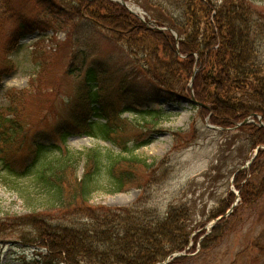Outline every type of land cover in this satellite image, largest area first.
Listing matches in <instances>:
<instances>
[{
	"label": "trees",
	"instance_id": "1",
	"mask_svg": "<svg viewBox=\"0 0 264 264\" xmlns=\"http://www.w3.org/2000/svg\"><path fill=\"white\" fill-rule=\"evenodd\" d=\"M34 1L44 13L42 18L35 25L24 24L10 39L7 52H16L20 39L35 31L71 27V33L78 36L92 25L125 44L141 74L173 101L191 98L188 84L197 68L195 99L209 107H196L201 118L209 117L212 125L222 128L220 134L236 131L225 138L226 151L235 149L223 157L218 154L219 163L208 178L223 174L222 178L239 190L241 203L226 217L236 201L228 189L202 223L197 222L196 201L171 205L163 214L150 207V191L168 180L173 171L172 152L162 161L136 152L163 131L158 126L167 114L150 106L161 97L142 94L126 77L114 91L107 81L98 80L99 73L89 71L67 103L68 116L55 134L37 137L31 160L23 169L4 155L25 128L16 120L17 109L10 107L6 114L0 113V182L29 209L27 215L13 218L16 221L11 226L19 230L21 242L38 248L36 256L42 264H161L175 252L191 254L217 246L240 208L252 206L264 196V150L243 169L249 154L264 146V126L255 118V123L237 127L255 114L264 123V16L253 7L254 0H174L173 6L169 5L172 11L162 9V0H146L142 7L157 26L175 30L179 42L170 31L149 27L111 0ZM176 11L178 15H174ZM84 62L85 58L78 68L73 63L68 73L80 74ZM7 71L13 74L15 70L10 66ZM136 104L147 108L138 111ZM124 113L140 119L128 123L120 119ZM205 130L216 131L207 126ZM186 134H172L173 150L188 145L191 140L187 141ZM71 135L101 139L118 151L103 146L71 149L67 146ZM54 136L60 142H53ZM131 187L138 188L141 197L129 207L90 204L97 192L114 195ZM219 217L223 218L208 233L209 222ZM7 227L0 232H7ZM188 259L180 257L170 264H185Z\"/></svg>",
	"mask_w": 264,
	"mask_h": 264
},
{
	"label": "rangeland",
	"instance_id": "2",
	"mask_svg": "<svg viewBox=\"0 0 264 264\" xmlns=\"http://www.w3.org/2000/svg\"><path fill=\"white\" fill-rule=\"evenodd\" d=\"M145 1L129 0V3L149 14L142 7ZM162 1L163 10H173L169 5L173 6L174 0ZM252 5L264 16V0H254ZM43 14L34 0H0V113L6 114L10 107L17 109L16 120L25 128L14 145L6 147L4 156L8 162L19 169L29 164L31 149L37 137L48 138L45 135L55 134L63 118L70 112L67 103L75 95L77 87L85 81L89 71L99 73L98 80L107 81L114 91L118 89L120 80L126 77L127 83L133 82V88L140 87L142 94H148L153 99L161 97L158 103H150V106L160 108L167 114L158 126L163 131L153 136L150 145L136 152L137 155L157 161H162L172 152L173 171L168 180L157 184L150 191V207L163 214L171 205L192 204L196 201L199 210L197 222L202 223L216 206V200L225 196L228 189L234 192L240 205L241 194L232 181L227 182V178L223 179V174L218 173L213 174L216 179L208 178L210 170L219 163L218 154L223 157L228 155L230 149H235L232 147L226 151L225 138L236 131H228L229 134L218 133L221 130L206 131L207 119L204 121L201 118L199 109L193 108L188 100L165 98V92L141 74L125 44L115 41L92 25L78 36L71 33V27L62 30L52 27L45 33L35 31L27 34L16 52H7L10 39L22 26L35 25ZM178 14L179 11H176L174 15ZM73 34L79 38L78 41ZM84 58L81 73L70 75V66L74 63L78 68ZM10 66L14 68V74L7 71ZM135 108L141 111L147 107L136 104ZM120 119L131 124L137 121L136 115L131 113L123 114ZM176 131L187 133V141L191 140L178 151L173 150L172 134ZM54 138L53 142H60L56 136ZM67 146L79 151L96 146L118 151L111 143L94 138L85 139L79 135L69 136ZM260 148L264 150V146ZM255 150L249 154V160ZM139 197L141 192L135 187L114 195L100 191L93 195L90 204L125 208L133 205ZM203 210H206L205 215ZM28 213L27 205L19 196L0 182V230L9 226L7 232H0V264H42L43 260L39 262L36 256L39 250L24 245L19 239V230L11 228L16 221L13 218ZM212 225L213 222L208 224L209 231ZM185 264H264V196L252 206L240 208L238 218L229 223L226 236L217 246L208 251L199 249L191 253Z\"/></svg>",
	"mask_w": 264,
	"mask_h": 264
},
{
	"label": "water",
	"instance_id": "3",
	"mask_svg": "<svg viewBox=\"0 0 264 264\" xmlns=\"http://www.w3.org/2000/svg\"><path fill=\"white\" fill-rule=\"evenodd\" d=\"M115 1L119 2V3L122 4L123 6L127 7L131 12L136 13V12H134V11L132 10V8L130 7V5H129L125 0H115ZM141 18H142V17H141ZM142 19H143V18H142ZM193 80H194V76H193V78H192L191 85L193 84ZM191 101H192L193 104H195V105H198V104H199V103H197V101H196V99L194 98V96L192 97V100H191ZM199 106L202 107V108H208V107H206V106L203 105V104H199ZM248 122H249V119L245 120V121L242 123V125H243V124H246V123H248ZM208 127L213 128V129H217V127H215V126H211V125H208ZM254 159H255V157H254V158L248 163V165H250V164L253 162ZM182 255H183L182 253H176V254L173 256V258L168 259L167 262H170L171 259L177 258V257L182 256Z\"/></svg>",
	"mask_w": 264,
	"mask_h": 264
},
{
	"label": "bare ground",
	"instance_id": "4",
	"mask_svg": "<svg viewBox=\"0 0 264 264\" xmlns=\"http://www.w3.org/2000/svg\"><path fill=\"white\" fill-rule=\"evenodd\" d=\"M131 8H132L134 11H136V12H140V10H139V8H137V6H132V5H131Z\"/></svg>",
	"mask_w": 264,
	"mask_h": 264
}]
</instances>
